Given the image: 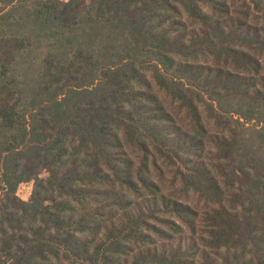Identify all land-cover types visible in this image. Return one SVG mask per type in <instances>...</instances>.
Listing matches in <instances>:
<instances>
[{
    "label": "trees",
    "instance_id": "obj_1",
    "mask_svg": "<svg viewBox=\"0 0 264 264\" xmlns=\"http://www.w3.org/2000/svg\"><path fill=\"white\" fill-rule=\"evenodd\" d=\"M0 4V264H264V0Z\"/></svg>",
    "mask_w": 264,
    "mask_h": 264
},
{
    "label": "rangeland",
    "instance_id": "obj_2",
    "mask_svg": "<svg viewBox=\"0 0 264 264\" xmlns=\"http://www.w3.org/2000/svg\"><path fill=\"white\" fill-rule=\"evenodd\" d=\"M1 4H0V8H1ZM33 191V182H25V183H21L18 187V195L24 199V200H28L31 196V193Z\"/></svg>",
    "mask_w": 264,
    "mask_h": 264
}]
</instances>
